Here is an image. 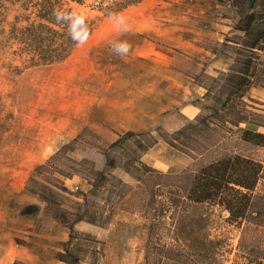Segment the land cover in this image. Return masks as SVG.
Segmentation results:
<instances>
[{"label": "rangeland", "instance_id": "rangeland-1", "mask_svg": "<svg viewBox=\"0 0 264 264\" xmlns=\"http://www.w3.org/2000/svg\"><path fill=\"white\" fill-rule=\"evenodd\" d=\"M123 1L129 3L118 12L108 9L114 2ZM194 3V0H87L74 8L79 15L92 21L90 33L79 37L64 59L36 66L24 64L11 53V49L2 46V36L17 14L20 0L0 3V243L3 264H8L7 256L20 249H38L36 244L52 253L61 250L52 244L21 237H31L22 232L19 218L20 211L27 206L25 195L48 194L42 186L55 184L56 178L71 192H87L91 188V169L115 176L126 187L122 188V196H111L113 211L109 222L102 227L92 225L89 231L76 230L69 246L80 251L81 264H146L147 229L141 213L143 193L119 165L106 170L105 157L101 154V148L126 130L107 128L103 121L94 123L90 116L92 110L104 113L110 110L109 99L119 98L124 86H129L126 83L132 77L129 68L133 60L123 49L125 44H121L124 47L116 46L117 37L134 32L154 42L153 38L160 36L161 32L166 36L173 35L171 25H185L178 22L176 16L187 12ZM225 10L227 13L235 11L226 7ZM187 34L183 31L184 36ZM228 38L235 41L239 37L232 33ZM235 46L232 43L217 46L218 52L230 64L236 58ZM258 74V80L264 82V51L260 53ZM202 81L205 92L211 89V96L215 94L216 86L210 77L202 78ZM146 86L149 112L150 103L154 102L150 98L154 86ZM259 92L264 93V88L251 86L246 96L254 101L245 100L264 114V95ZM129 94L128 98L138 95L132 89ZM211 102L210 96L204 95L199 102V113L202 106ZM164 112L169 120L175 113L171 110ZM145 126L146 130L135 132H150L157 142L146 153H140V159L163 172H178L193 162L200 163L230 152L264 163V147L244 141L237 134L212 132L206 139V150L193 160L170 147L157 134L171 133L181 126L165 130L157 125L156 120L150 119L146 120ZM241 127L264 132V128L257 125L243 123ZM63 145L66 147L60 150ZM109 154L118 163L123 159L120 149H113ZM115 185L114 179L103 184L101 193L95 198L101 206L103 202L99 197H105ZM255 193L264 194V173ZM57 200L59 207L45 204L44 219L53 218L58 208L74 210L71 202L74 197L62 195ZM107 209L104 207V214ZM226 216V212L210 204H191L174 223L173 232L164 230L161 233V241L176 244L171 238L174 236L178 245L200 264H240L241 230L227 223ZM166 222L170 223L169 220ZM244 240L245 244L249 243V239ZM12 264L25 263L16 260Z\"/></svg>", "mask_w": 264, "mask_h": 264}, {"label": "trees", "instance_id": "trees-1", "mask_svg": "<svg viewBox=\"0 0 264 264\" xmlns=\"http://www.w3.org/2000/svg\"><path fill=\"white\" fill-rule=\"evenodd\" d=\"M86 1L20 0L18 12L2 36V46L11 49V53L28 66L64 59L77 39L88 35L92 29V21L74 8ZM128 3L114 2L108 9L118 12ZM231 4L238 15L234 28L242 34L235 41L227 39L236 45V58L226 73L210 78L216 92L211 96V89H206L205 96H210L212 102L202 106L193 121L177 130L157 132L166 144L193 160L206 150V139L212 132L237 134L244 141L264 147V132L241 127L246 123L264 128V114L245 100L254 101L246 96L251 86L264 88V82L257 78L260 53L264 51V0H232ZM156 142L157 138L150 132L126 131L101 148L105 169L119 165L143 193L141 213L147 229L146 264H200L178 245L174 236L171 238L176 244L162 242L160 238L164 230L174 231V223L189 205L200 203L218 207L226 212L227 223L240 228V264H264V194L255 193L264 173V163L230 152L200 163L193 162L178 172H163L140 159V153H146ZM113 149H120L123 159L119 163L109 154ZM89 174L92 180L87 192H71L56 178L55 184L42 186L48 194L37 193L45 204L58 207V196L75 198L71 200L72 212L58 208L53 215V219L68 230V239L61 242V250L53 254L66 264L82 262L80 251L69 246L76 233L75 223L83 221L99 227L107 224L113 211L111 196H122V188L126 187L122 180L105 171L91 169ZM109 179L116 180L117 185L105 197H99L103 202L101 206L95 198ZM104 207H108L107 214ZM38 209L37 205H27L20 213L27 215ZM244 238L249 239V243L245 244Z\"/></svg>", "mask_w": 264, "mask_h": 264}, {"label": "crops", "instance_id": "crops-1", "mask_svg": "<svg viewBox=\"0 0 264 264\" xmlns=\"http://www.w3.org/2000/svg\"><path fill=\"white\" fill-rule=\"evenodd\" d=\"M194 1V6L187 12L176 16L177 21L185 25L169 27L173 35L166 36L165 32H161L162 35L153 38L154 42L134 32L117 37L116 46L124 47L121 44H125L123 49L133 60L129 68L132 77L119 98L109 99L110 110L105 113L92 110L90 117L94 123L103 121L107 128L135 132L146 130V120L150 119L156 120L157 125L165 130H174L197 116L199 102L205 95L202 78L226 73L230 66L229 60L218 52L217 46L230 43L227 39L232 33H242L234 28L238 19L236 11L227 13L224 7L232 0ZM183 31L189 34L184 36ZM148 77L151 80L148 81ZM147 84L154 86L150 93V100L154 102L150 103L149 112ZM131 89L137 91V97L128 98ZM166 110L175 112L169 113L171 120L166 119ZM25 197L26 205H37L39 209L31 214L19 215L22 232L31 235L21 237L60 248V243L68 239V230L53 218L44 219L42 212L45 203L37 195L26 194ZM91 227L92 224L83 221L74 225L77 231H89ZM37 234L38 237L35 236ZM35 246L38 249L25 247L16 251L12 256H7L6 261L8 264L16 260L25 264H66L57 260L54 253L46 251L41 244ZM0 264H3L1 243Z\"/></svg>", "mask_w": 264, "mask_h": 264}, {"label": "built area", "instance_id": "built-area-1", "mask_svg": "<svg viewBox=\"0 0 264 264\" xmlns=\"http://www.w3.org/2000/svg\"><path fill=\"white\" fill-rule=\"evenodd\" d=\"M224 7L228 8V9H232L233 8V6H232V4L230 2L225 3Z\"/></svg>", "mask_w": 264, "mask_h": 264}]
</instances>
